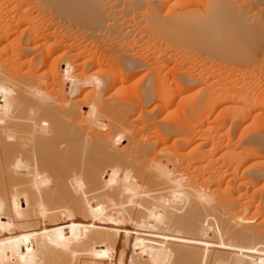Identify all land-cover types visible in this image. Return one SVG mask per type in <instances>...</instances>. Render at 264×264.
Masks as SVG:
<instances>
[{"label": "bare ground", "instance_id": "obj_1", "mask_svg": "<svg viewBox=\"0 0 264 264\" xmlns=\"http://www.w3.org/2000/svg\"><path fill=\"white\" fill-rule=\"evenodd\" d=\"M36 1L18 2L17 7L11 9L15 8L16 15L13 13L15 16L11 17L12 14L7 13L10 17L7 15L6 23L0 25V43L3 44L0 47V264H93L94 261L98 264H264V190L258 197L254 188L252 197L244 196L243 192L233 195L241 187L256 186L264 177V169L252 172L248 168L249 175L239 176L233 183L224 171H219L218 178L211 179L207 185L205 178L214 176L215 170L210 167L207 150L189 149L190 156L197 151L189 161L185 148L172 151L159 148V142L146 141L148 136L136 140L142 134L130 129L124 134L120 124L118 130L114 118L129 111V106L109 104L113 96H108V101L103 99L111 87L104 89L103 85V88L98 85L97 96L81 105L78 99L70 100V97L81 93L83 84L88 83L72 79L67 84V94L60 96L62 100L58 95V101L52 95H49L51 98L40 96V81L45 76L35 75L36 80L21 79L18 70L6 68L8 65L4 67L8 62L5 54L16 41L13 32L6 33L13 21L16 29L27 26L19 32L22 34L17 38L19 45L22 41L25 45L26 42L44 43L46 39L41 34L36 38L37 31L32 32V10H36ZM225 1L226 6L220 7L222 14H216L214 20L223 16L230 26L222 29L230 33L231 41L238 45L239 41L244 42L242 38L252 43L260 40L261 32L234 29L245 18L234 14ZM55 2L50 7L51 13L66 16L68 29L84 22L100 24L107 18L101 0ZM212 3L219 5L218 0ZM168 20H161L152 13L147 25L167 32L180 29V21ZM199 28L204 29L201 25L197 28L199 32L202 30ZM31 34H36L35 38ZM41 42L40 54L48 59L50 52L45 53L42 46L45 43L41 45ZM36 48L17 51L26 58ZM35 58L38 60V56ZM69 71L65 72V78L70 77ZM113 82H117L116 79ZM146 87L149 95L145 99H152L155 86ZM257 99L260 103L264 97ZM147 102L149 104V100ZM82 107L87 110L82 111ZM247 117L249 113L243 114L242 119ZM109 127L120 133L115 135L109 129L108 133L102 132ZM163 127L169 134V130L175 131L177 126L167 123ZM166 136L167 142L171 136ZM189 139L185 143L190 144ZM123 141L126 145L118 147ZM223 190L226 193L221 196Z\"/></svg>", "mask_w": 264, "mask_h": 264}, {"label": "rangeland", "instance_id": "obj_2", "mask_svg": "<svg viewBox=\"0 0 264 264\" xmlns=\"http://www.w3.org/2000/svg\"><path fill=\"white\" fill-rule=\"evenodd\" d=\"M21 1L25 0H0V15H2L0 25L6 23L7 15L9 17L11 14V17L16 15L15 8L19 4L18 2ZM136 1L101 0L102 10L104 8L105 12L107 11L105 20L100 21V24L98 21L94 24L84 22L75 28L68 29L69 24L66 16L51 13L50 7L53 4L55 5V0H38L34 2L37 7L36 10H32L33 22L31 26L34 29L32 32L35 33L37 31V35H31L34 38L35 35L36 38H40V34L45 36L46 39L43 41L45 44L39 41L33 44H27L26 42L25 45V41H22L19 45L18 42L20 40L17 38H21L22 28L27 26L24 25L22 28L16 29V23L13 21L12 27L10 30L7 29L6 31L8 32L6 33L13 32L14 38H12L17 43L14 42L13 46L10 45L12 48L10 47L7 50L4 58L8 62L4 67L8 65L10 67L7 66L6 68L18 70L21 79L29 80L34 78L36 80L35 75L45 76L40 81L43 83H41L40 96L54 97L58 101L62 100L63 93L64 95L67 94L66 87L72 79L79 83H88L83 84L81 93L77 94V96H75L76 94L74 96L71 95L74 98L70 97V100L78 99L80 103L82 102L81 105L97 96L99 93L97 90L98 85L101 87L103 85L104 89L105 87H111V90L109 89L110 91L107 92L108 94L105 93L106 96L103 95V99L108 101L109 97L113 96L114 98L109 100L112 103L108 102L109 104H125L130 107H128L129 111L125 112L127 115L122 114L118 116L119 118L115 117V120L113 119L115 123L112 121L114 125L120 124L123 127L124 134H128L131 130L130 132L138 133V135L142 134L140 136L137 135L136 140L141 136H148L145 138L146 141L153 139L159 142V148L170 150L185 148L184 153L187 151V154L190 151L189 149L195 148L197 151L199 149V151L207 150L210 167L212 170L215 169L213 172L214 176L212 175L209 179L205 178L204 181L207 185L210 181L218 178L217 174L219 171H224L226 176H229L227 177L229 180L232 178L230 182L233 183V180L239 176V178L244 175L247 177L250 170L253 172L254 169H264V100L260 99L259 103L257 99L261 98V96L262 98L264 97V0H218L219 5L212 3L215 0ZM224 1L228 2V8L234 14L239 13L243 19L245 18L244 20L242 19L243 23H239L240 25L235 26L236 28L234 29H238V31L236 30L237 32L241 29H245L247 32L254 31V34L261 32L258 34L261 35V37L259 36L260 40L252 43L250 39L242 38L246 42L245 44L242 40L239 41L240 39L235 37L241 42L240 45L239 42V46L232 42V36H228L230 35L229 30V34H226V30L222 29L223 27L224 29H229L230 26L223 20V16L220 20H214L217 15L222 14L220 10L225 4L223 3ZM6 3L8 8L5 6ZM146 3L150 5V8L146 6ZM12 7H15L14 10H11L13 9ZM152 13H156L161 20L166 18V20L169 19L168 21H180V29L167 32V30L159 29V31L148 28L147 24ZM187 24L194 29L186 26ZM201 25L206 31H203V28H199L200 30L202 29L199 32L197 28L201 27ZM237 32L235 33L237 34ZM249 41L251 44H249ZM40 42L41 45L44 44L42 46L43 50L46 51L45 53L50 52L48 53L50 58L47 59L41 56V48H38ZM1 44L0 47L2 48L3 44ZM16 45L19 46L17 47ZM35 46L37 48L35 52L30 53V56L27 55L26 58L19 56L20 53H18L17 49ZM245 48L249 51H246ZM243 49H245V52H243ZM242 53L246 55L244 56ZM12 55L14 58L11 57ZM34 55L38 56V60H36ZM21 64H23V67H21ZM62 67L66 70L62 69ZM69 67L70 69H68ZM67 70H70L68 72L70 77L65 78ZM115 79L117 82H113ZM81 84L80 86H82ZM146 86L148 88H154L155 86V91L153 90L152 92H155L152 99H145L146 95L147 97L149 95ZM176 89L180 92L174 93ZM171 90L174 94L171 93ZM157 91L159 94H157ZM49 95L52 96L50 97ZM173 96L174 98L172 99L171 97ZM235 97L239 98L236 99ZM234 105L237 110L234 109ZM249 107L252 108L250 109ZM81 110L85 111L87 108L82 107ZM245 113H249V117L242 119ZM104 118L108 119L106 116ZM150 118L153 119L150 120ZM158 122L162 124L159 125L157 124ZM167 123L168 125H176V132L173 129L169 130L168 134V129L163 127ZM153 124L158 126L156 127ZM120 125H118V130ZM106 129L102 130V132L107 131L105 133H108L111 130L110 132L115 135L120 133V130L116 132L111 127ZM165 130H167L166 133ZM170 131H174V133H170ZM159 133L161 135L163 133V135L159 136ZM168 135L169 137L172 136L166 142L164 138L165 136L168 137ZM186 139L190 140V144L185 143ZM121 143L118 147L123 148L126 143L124 141ZM195 150L193 151L194 154L193 152L190 153L192 154L191 156L188 154L187 159L189 161L196 156L195 152L197 151ZM206 181L208 182L206 183ZM263 187L264 177L259 180L256 186L241 187L240 191L235 190L233 195L243 192L246 193L244 196L248 194V196L252 197L256 191L255 195L258 197L261 191L264 190ZM221 188H224V186L222 185ZM247 188L248 190H246ZM225 193V190L220 192L221 196L225 195ZM92 263L98 264L97 261ZM210 264L217 263L211 262Z\"/></svg>", "mask_w": 264, "mask_h": 264}]
</instances>
